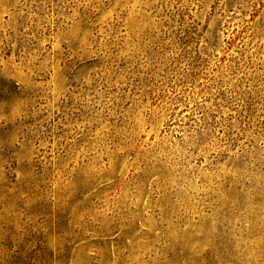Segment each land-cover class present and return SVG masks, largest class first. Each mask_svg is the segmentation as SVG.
Masks as SVG:
<instances>
[{"label": "rangeland", "instance_id": "obj_1", "mask_svg": "<svg viewBox=\"0 0 264 264\" xmlns=\"http://www.w3.org/2000/svg\"><path fill=\"white\" fill-rule=\"evenodd\" d=\"M0 264H264V0H0Z\"/></svg>", "mask_w": 264, "mask_h": 264}]
</instances>
